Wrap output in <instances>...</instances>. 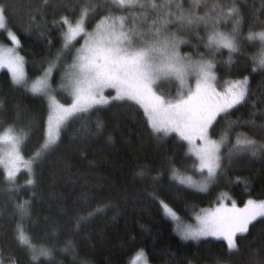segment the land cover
Instances as JSON below:
<instances>
[{
    "label": "snow or ice",
    "instance_id": "6c2138e0",
    "mask_svg": "<svg viewBox=\"0 0 264 264\" xmlns=\"http://www.w3.org/2000/svg\"><path fill=\"white\" fill-rule=\"evenodd\" d=\"M49 3L50 0H38L30 8L29 28L47 23ZM11 7L10 3H0V29H7L10 40V46L0 44V68L7 69L14 91L43 97L47 114L40 141L27 158L22 149L35 126L29 123L18 127V116L8 122L7 115L0 114V165H3L0 183L6 186L5 191L11 194L24 187H35V164L55 148L70 121L91 116L93 111L114 102H132L143 110L153 137L167 138L174 133L178 142L186 145L184 158H193L191 164L183 167L176 163V156L165 158L162 163L169 180L163 184L158 183L163 178L162 172L154 171L152 165L137 167L136 174L153 189L149 194L158 202L163 215L173 222L174 230L182 239L220 237L230 253L238 250L237 234H247L257 218L264 220V198L249 196L242 205L235 200L228 204L225 203L227 193L221 192L219 203L200 209L194 215L195 223H186L157 191L168 192L173 199L181 201L185 188L206 189L224 170L225 160L245 154L264 155V140H257L243 130L259 128L264 133V120L259 124L256 121L257 116L264 117V93L257 96L251 88V76L264 73V22L259 26L250 25L245 32L235 0H212L206 6H202L201 0H189L187 4L184 0H104L103 3L71 0L51 21L60 29V46L40 61L38 74L29 79L25 57L18 50L21 40L9 27L6 12ZM229 23L230 28L221 26ZM173 24L178 27L172 28ZM201 26L205 30L203 35L199 31ZM193 29L198 41L193 47H199L202 42L205 49L195 54V58L193 54L181 53L180 46L188 41L178 34L181 30L192 32ZM43 35L41 31L40 36ZM77 42L78 46L74 47ZM253 44H258V49L251 56V68L243 75L228 76L219 84L216 71L219 63L231 68L242 47ZM225 51L227 56L218 61L217 56ZM69 55L70 62H65ZM57 70L60 77L54 84ZM165 79L178 83L176 95L156 90L157 84ZM57 89L67 93L69 103L57 98ZM106 89L112 90L113 95H106ZM240 109H249L247 118L233 119L232 113ZM221 120L223 128L216 135L213 129ZM103 127L104 121L98 118L94 121V130L84 125L86 134L91 135L101 133ZM80 156L84 158L86 152ZM64 166L71 169L68 163ZM21 169L27 176L18 184L17 174ZM193 172L199 179L194 178ZM13 204V237L27 250L32 264H40L41 258L52 256V249L45 243L34 242L28 225L30 200L20 198L13 200ZM104 208L103 204L97 205L81 215L78 222L102 214ZM66 244L65 250H68L71 242ZM252 251L255 258L257 250ZM0 264H4L3 260ZM8 264L18 262L12 256ZM128 264H150L145 249H136ZM216 264L226 262L218 257ZM254 264H264V258L254 259Z\"/></svg>",
    "mask_w": 264,
    "mask_h": 264
},
{
    "label": "trees",
    "instance_id": "16d2710c",
    "mask_svg": "<svg viewBox=\"0 0 264 264\" xmlns=\"http://www.w3.org/2000/svg\"><path fill=\"white\" fill-rule=\"evenodd\" d=\"M37 2L0 0V3L12 6L6 15L9 27L21 40L18 50L25 57L29 77L37 75L40 61L60 46V29L51 21L64 11L63 6L71 0H50L45 17L47 23L42 22L39 28H29V10ZM94 2L103 3L104 0ZM184 2L187 4L189 0ZM211 2L201 0L202 6ZM235 2L241 10L245 32L250 25L259 26L264 22V0ZM221 26L227 29L231 24ZM177 27L172 25L174 29ZM41 31L43 37L40 36ZM199 31L204 34L203 26ZM194 32L195 29L178 33L188 41L180 46L182 52H205L202 42L199 47H193L198 43ZM0 38L10 41L3 30H0ZM257 49L258 44L242 47L231 68L219 63L216 69L218 83L222 84L228 76L245 74L251 68V56ZM224 56H227L226 51L218 55L217 60L222 61ZM70 58L69 55L65 62ZM59 74L60 70H57L53 81ZM251 88L257 96L264 93V73L257 72L251 76ZM174 94L172 92L171 95ZM61 98L69 101L66 96ZM257 107L261 105L257 104ZM248 111L237 110L232 113V118H247ZM0 114H6L8 122L18 116V127L29 123L35 126L22 149L27 158L40 141L47 105L43 97L14 91L5 68H0ZM97 118L104 121L103 131L97 135L86 134L84 125L94 130ZM261 120L264 117H256L258 124ZM222 128L223 120L216 123L214 134L218 135ZM243 130L257 140H264V133L259 128ZM185 148L186 145L178 142L174 133L167 138L153 137L143 110L132 102H114L93 111L91 116L70 121L55 148L35 164V187H24L18 193L9 194L5 191L6 186L0 183V260L6 264L14 256L18 264H32L27 250L13 237V200L20 198L30 200L28 225L34 242L45 243L52 249V256L41 258L40 264H81V261H87V264H128L138 248L145 249L150 263L154 264H189L190 261L191 264H215L218 257L228 264H254V259L264 258V220L257 218L250 224L247 234H237L239 249L230 253L220 237L182 239L174 230L173 222L163 215L158 202L149 194L153 189L136 174V170L140 164L152 165L154 171L162 172L163 178L158 183H167L169 176L162 162L167 157L176 156L180 167L191 164V156L184 158ZM227 150L224 149L225 152ZM81 152H86L84 158H81ZM65 163L71 165L70 170L65 168ZM224 165V170L206 189H183L181 201L173 199L168 192L157 191V195L167 200L183 217L216 203L222 191L238 204L249 196L264 197V155L234 156L230 161L225 160ZM192 174L196 175L195 172ZM17 175L18 184L27 176L23 169ZM2 178L0 167V180ZM99 204L105 205L102 214L78 222L81 215ZM69 241L71 246L65 250ZM253 249L257 250L255 258Z\"/></svg>",
    "mask_w": 264,
    "mask_h": 264
},
{
    "label": "rangeland",
    "instance_id": "374dc122",
    "mask_svg": "<svg viewBox=\"0 0 264 264\" xmlns=\"http://www.w3.org/2000/svg\"><path fill=\"white\" fill-rule=\"evenodd\" d=\"M0 30H3V33H4V35L6 36V32H7V29H0ZM7 37V36H6ZM82 39V38H81ZM78 43L79 42H77V44L74 46V47H77L78 46ZM0 44H2V45H4L5 47H7V46H10V41H4L3 39H1L0 38ZM180 51H181V49H180ZM181 53H190V54H192L191 52H182L181 51ZM193 56H194V58H195V54H193ZM71 59V58H70ZM70 59L67 61V62H70ZM6 69V68H5ZM62 70V69H61ZM25 71H26V69H25ZM26 74H27V72H26ZM29 77V76H28ZM34 77V76H33ZM33 77H29V79H31V78H33ZM59 77H60V74H59ZM59 77L55 80V81H53V83L54 84H56L58 81H59ZM223 83V82H222ZM176 89H178V83L177 82H175V81H168V80H161L158 84H157V86H156V90L158 91V92H162L163 94H165V95H171L172 94V92H175V94L174 95H176L177 94V92H178V90H176ZM105 94L106 95H109V96H111V95H113V91L112 90H105ZM56 95H57V98L62 102V103H69L70 102V98L68 97V95H67V93H65V92H63V91H61V90H59V89H57V91H56ZM174 95H172V96H174ZM63 96H66V97H68L69 98V101H63L62 100V98L61 97H63ZM0 131H2V129L0 130ZM0 167L2 168V170H3V165H0ZM193 176H194V178H197V179H199V176L196 174H193ZM211 184V182L208 184V186ZM207 186V187H208ZM223 192V191H222ZM225 193V192H224ZM218 194H219V192H218ZM219 199H218V201L216 202V203H214V204H212V205H207V206H205V207H202V208H199L198 210H196L194 213H193V215H192V213H191V217L190 216H188V217H183V215H181L180 213V216L182 217V220L184 221V222H186V223H195V220H194V215H195V213L196 212H198L200 209H205V208H211V207H214L217 203H219V201H220V195H219V197H218ZM264 198V197H263ZM257 199H260V198H257ZM232 201H233V199H229V197H228V194H227V197L225 198V203H228V204H231L232 203ZM238 204V203H237ZM243 203H241V204H238V205H242ZM190 217V218H189ZM6 264H8V263H6ZM150 264H154V263H150ZM216 264V263H215ZM226 264H228L227 262H226Z\"/></svg>",
    "mask_w": 264,
    "mask_h": 264
}]
</instances>
